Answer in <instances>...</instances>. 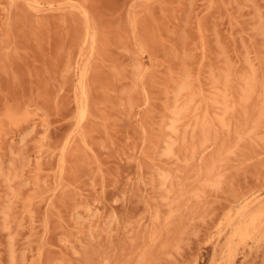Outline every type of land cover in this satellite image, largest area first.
I'll list each match as a JSON object with an SVG mask.
<instances>
[{
	"label": "rangeland",
	"instance_id": "obj_1",
	"mask_svg": "<svg viewBox=\"0 0 264 264\" xmlns=\"http://www.w3.org/2000/svg\"><path fill=\"white\" fill-rule=\"evenodd\" d=\"M0 264H264V0H0Z\"/></svg>",
	"mask_w": 264,
	"mask_h": 264
},
{
	"label": "bare ground",
	"instance_id": "obj_2",
	"mask_svg": "<svg viewBox=\"0 0 264 264\" xmlns=\"http://www.w3.org/2000/svg\"><path fill=\"white\" fill-rule=\"evenodd\" d=\"M235 216H236V215H235ZM228 217H229V216H228ZM228 217H227V218H228ZM230 218H231V217H230ZM233 218H234V217H232L231 219H233ZM231 219H230V220H231ZM234 219H235V218H234ZM226 220H227V219H226ZM228 222H229V221H228ZM231 222H232V220L230 221V223H231ZM230 223H229V224H230ZM237 225H238V224H237ZM227 226H228V225H227ZM219 237H220V236H219Z\"/></svg>",
	"mask_w": 264,
	"mask_h": 264
}]
</instances>
